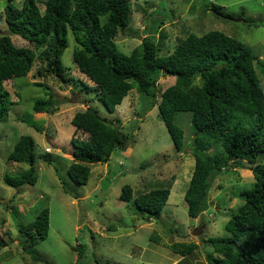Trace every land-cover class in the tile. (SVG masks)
Wrapping results in <instances>:
<instances>
[{"label": "rangeland", "instance_id": "obj_1", "mask_svg": "<svg viewBox=\"0 0 264 264\" xmlns=\"http://www.w3.org/2000/svg\"><path fill=\"white\" fill-rule=\"evenodd\" d=\"M36 1L43 11L45 0ZM130 1V22L115 37L118 49L126 54L147 35L158 41V54L165 56L178 38L217 29L252 47L264 62V0ZM7 2L0 0L2 32H7L3 20ZM22 2L12 0L11 4L21 8ZM215 6H221L220 10L216 11ZM242 10L243 17L250 21L237 16ZM229 13L235 17H225ZM12 40L17 46L29 45L19 36L13 35ZM76 48L69 30L60 57L62 65L72 77L92 86L94 83L78 71L72 60ZM256 71L264 87V75L258 68ZM33 72L4 82L13 103L0 121V264H97L95 260L100 264H210L206 255L212 248L205 239L228 235L224 225L244 202L238 193L252 188L255 180L246 162L224 169L212 178L206 208L196 218L188 214L184 192L194 165L188 148L193 136L189 113L177 112L175 116V123L184 131V148L178 151L157 106L162 91L174 84L176 77L161 71L155 98L134 88L109 111L96 97V90L87 92L72 80L59 83L51 78L35 79ZM49 96L55 100L56 105L50 103L55 110L33 112L35 99L47 100ZM88 106L119 125L131 138L123 149L113 151L108 161L93 164L88 182L78 184L67 174L73 149L70 138L84 139L87 134L75 132L70 120L76 111ZM20 134L31 135L35 152H49L53 162L37 158L36 183L11 187L5 184L4 175L15 176L28 167L8 158ZM124 184L132 187L133 195L168 187L170 194L161 217L141 219L132 199L124 202L119 198ZM43 207L49 209L48 235L34 245V260L21 246L18 226L34 220ZM197 228L200 230L194 234ZM174 242H192L197 248L183 257L170 250ZM83 247L80 256L78 251Z\"/></svg>", "mask_w": 264, "mask_h": 264}, {"label": "trees", "instance_id": "obj_2", "mask_svg": "<svg viewBox=\"0 0 264 264\" xmlns=\"http://www.w3.org/2000/svg\"><path fill=\"white\" fill-rule=\"evenodd\" d=\"M7 1L3 9L7 32L0 30V121L13 103L4 82L27 76L32 70L35 79L72 80L87 92L96 90V97L109 111L134 88L155 98L158 74L174 75L176 82L162 91L157 106L178 151L184 148V131L175 123V116L177 112L189 113L193 136L188 148L194 165L184 192L188 214L196 218L206 208L212 178L224 169L246 162L255 180L252 188L238 193L244 202L224 225L228 235L205 239L212 248L206 260L210 264H264V87L256 71L258 68L264 75V62L252 47L212 29L178 38L165 56L158 54L160 44L151 35L144 36L140 45L126 54L118 49L115 37L130 22V0H45L43 11L36 0H23L21 8ZM213 8L218 11L221 6ZM243 14L242 10L237 16L250 21ZM226 16L235 17L231 13ZM69 30L77 44L72 60L92 86L72 77L62 65L60 57ZM13 35L29 45H15ZM50 103L56 105L50 96L47 100L37 98L31 109L53 112L56 107ZM70 123L75 132H84L87 137L70 138L73 149L67 174L72 181L86 184L91 166L108 161L113 151L126 146L131 135L91 106L76 111ZM8 158L28 165L15 176L4 175L5 184L11 187L36 183L37 158L53 162L49 152H35V141L29 134L19 135ZM60 182L64 180L60 178ZM62 189L67 192L65 184ZM132 190L124 184L119 198L124 202L132 199L141 219H159L170 189L154 187L136 195ZM48 215L49 209L43 207L34 220L18 226L21 246L34 260V245L48 235ZM169 248L185 257L197 244L174 242ZM83 250L78 251L80 256Z\"/></svg>", "mask_w": 264, "mask_h": 264}, {"label": "water", "instance_id": "obj_3", "mask_svg": "<svg viewBox=\"0 0 264 264\" xmlns=\"http://www.w3.org/2000/svg\"><path fill=\"white\" fill-rule=\"evenodd\" d=\"M199 230H200V228L194 229L193 233L196 234V233H198Z\"/></svg>", "mask_w": 264, "mask_h": 264}, {"label": "clouds", "instance_id": "obj_4", "mask_svg": "<svg viewBox=\"0 0 264 264\" xmlns=\"http://www.w3.org/2000/svg\"><path fill=\"white\" fill-rule=\"evenodd\" d=\"M225 17H227V16H225Z\"/></svg>", "mask_w": 264, "mask_h": 264}]
</instances>
